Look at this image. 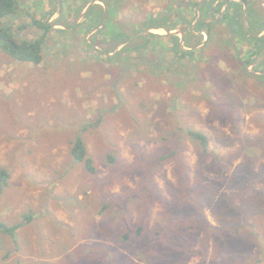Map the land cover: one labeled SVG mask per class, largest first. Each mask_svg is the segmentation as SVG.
Masks as SVG:
<instances>
[{
	"label": "rangeland",
	"instance_id": "1",
	"mask_svg": "<svg viewBox=\"0 0 264 264\" xmlns=\"http://www.w3.org/2000/svg\"><path fill=\"white\" fill-rule=\"evenodd\" d=\"M179 1L120 0L118 15L137 26L169 8L174 22L183 17L193 23V9L180 10ZM219 1V10L212 12L214 22L233 13L223 9L226 0ZM57 2L15 0L12 23L24 27L21 38H35L39 32L32 21H45L50 10H56L47 22L54 30L64 29L63 24L73 19L75 24L83 20L85 10L75 16L81 0ZM256 4L264 12V0ZM83 30L77 35L79 42L95 32L85 35ZM172 32L183 39L180 28ZM60 35L56 31L51 36L39 66L16 61L0 50V168L9 173L0 209L18 211L19 222H33L35 230L41 229L38 219L48 217L52 240L60 236L65 246L28 251L16 244L0 246V264H264V76L256 71L264 57L244 67L226 50L221 37L227 34H222L217 39L220 50L216 49L218 79L200 81L192 73L184 75L190 83L197 81L177 97L179 78L157 77L155 70L145 67L121 71L116 62L81 50L75 39L74 49L61 51ZM195 35L203 37L196 48L201 47L205 31ZM181 46L190 50L184 40ZM199 69L191 67L194 73ZM213 102L224 107L216 115ZM177 110L182 121L169 116L173 112L177 118ZM175 122L206 134L208 155H202ZM78 134L96 173L70 155ZM248 165L254 174L251 185L230 187L227 179ZM197 179L202 184L207 179L221 181L218 192L221 197L234 194L231 203L236 210L229 208L227 215L223 207L221 214L193 198L190 190ZM187 205L199 218L184 211ZM198 219L205 229L196 227ZM209 227L223 229V234L214 239ZM4 229L16 233L6 227L2 233ZM26 239L21 238L24 243Z\"/></svg>",
	"mask_w": 264,
	"mask_h": 264
},
{
	"label": "trees",
	"instance_id": "2",
	"mask_svg": "<svg viewBox=\"0 0 264 264\" xmlns=\"http://www.w3.org/2000/svg\"><path fill=\"white\" fill-rule=\"evenodd\" d=\"M81 1L83 4L82 8L75 12V16L77 17L90 2L99 1L102 5L93 4L83 16V20L80 23L75 24L74 21L76 19H73L72 23L63 24L64 29L61 30H54L50 24L47 25V22L56 11L55 9L50 10L47 12L48 15L45 16V21H32L39 32L37 36L32 39H23L21 38L22 35H20V33L24 27L15 26V24L12 23L13 18L16 17L15 15L17 14L15 0H0V50L16 61L32 63L39 66L45 61V53L49 48L50 38L56 33V31L58 34H63L62 36H59L61 42H63V49L61 51H67L71 48L74 49L73 39L79 42L77 35L82 34L80 33L82 28H84L83 32L86 35L98 28L106 19L105 24L95 31L89 37L88 41L84 40L79 42L80 49L85 52L93 51L98 53V55L106 61L116 62L115 66H118L121 71L126 70L133 72L139 71L141 67H145L149 71L155 70L157 77H163L166 79L172 77L179 78V83H181V85H178L176 90L177 97H179L177 94L183 90L184 93L192 83L197 81V79H194V82L190 83L189 80L191 78L187 79L184 75L192 73V75L196 76L200 81H204L206 78L214 79L215 81L218 79L217 76L220 68L217 65L216 49L218 51L220 50V48L217 47V39L220 38L222 34H227L226 38L221 37L223 42L225 40L223 43L224 47L227 51H232L234 58L238 59L244 67L264 57V34L260 35L264 30V12L258 10L256 0H241L242 3L240 4L238 2H229L227 8L232 10L233 13L231 15L223 14L220 20L216 22L212 20V18H214L213 15L206 22L204 20L207 13L203 11V8L206 6L210 8L213 0L206 4L204 3L199 10L197 8L199 7L201 0H180L178 2L180 10L192 8L194 11L193 16H195V18L197 12H200V19H198L193 26L191 25L192 19L186 21L183 17H180L178 22H174L173 12L169 8L164 9V11L159 12L156 15H150L146 19L141 20L138 24L139 26H136L135 24L132 25L131 23L129 24L127 21H124V17H120L121 14L118 15L123 6L120 4V0ZM54 2L58 4L57 0H54ZM218 5H221L220 1L217 6ZM217 6L215 10L218 11L219 7ZM244 7L245 9H243ZM205 11L207 10L205 9ZM113 13H115V16L112 15ZM175 16L179 17L177 12H175ZM185 23L188 24L187 27L178 26L182 24L184 25ZM106 25H109L108 30L105 29ZM150 28L162 29L168 34L158 35L150 32L142 33L127 43L135 34ZM177 28H180V31L182 32L184 46L192 50H184L180 44V38L177 35L169 34V32H172ZM200 30L205 31L207 39L201 47L196 48L201 44L203 38L202 36L195 35V32ZM219 31L222 33L221 36H218L220 34ZM121 45L123 46L118 49ZM111 53L114 55L111 56ZM202 62L204 64H202ZM193 66H198L200 68L197 73L192 72L191 67ZM256 69V71H260L262 76H264V59L258 63ZM247 76L250 77L252 75L247 74ZM213 104L215 103L213 102ZM223 108L224 107L219 104H215L213 114L216 115V113L222 111ZM177 114H179L177 118L173 112L170 113L169 116L171 119L182 121L184 118L181 117V110H177ZM170 118L168 117L169 120ZM174 126L180 133L186 134L188 138L198 144L202 155H208L209 141L206 134L201 131H196L179 122H175ZM170 152V155L172 156L174 151L170 150ZM70 155L74 161L82 163L89 173H96L93 160L88 155L84 139L80 134L76 135L71 143ZM166 157L167 156L165 155L162 156L161 160L166 159ZM110 160L113 161L111 158ZM178 163L181 165L180 162ZM252 177H254V174L251 169H249L248 165L244 171L239 170L236 173L233 172L231 177L227 179V182L230 187L236 186V188L239 187V189H241L243 188L242 184H246L245 187L251 185ZM8 178V171L0 168V196ZM197 182L198 183L195 185L196 188L190 190L192 192L190 195L193 198H201L204 203L211 206L214 211H220L221 214L224 213L223 207H225L224 210L226 214L228 213L227 210L229 208L234 209L235 207L236 210V206L231 203L234 194L227 193L225 196L221 197L218 192L221 181L215 182L214 180L207 179V182L202 184V181L197 179ZM216 196L217 199H215ZM195 199L192 200V203L194 205V210L195 208L197 209L195 210L197 213L200 210L198 209L199 203L198 201L196 202ZM184 211H190L189 215L191 214V218H199L196 213L190 210L189 205L186 206ZM233 215L234 213L231 214V217ZM176 221H180V219H177ZM198 221L199 222L195 224L196 227L205 229L203 220L198 219ZM184 225L186 227L187 225L191 227L194 224L184 223ZM208 230L214 235V239H216L219 234H223V229H219L218 231V229L209 227ZM236 233L234 232V234Z\"/></svg>",
	"mask_w": 264,
	"mask_h": 264
},
{
	"label": "crops",
	"instance_id": "3",
	"mask_svg": "<svg viewBox=\"0 0 264 264\" xmlns=\"http://www.w3.org/2000/svg\"><path fill=\"white\" fill-rule=\"evenodd\" d=\"M204 1L205 0H201L199 7L197 8L198 10L202 5H204L205 3ZM218 1L219 0H215L211 5V7L208 8L209 10L207 11V15H206L208 19L211 18L212 12L214 11L215 5L218 3ZM97 3H99V1H95L92 3L90 2L85 8L87 9L89 4H91L92 6L93 4H97ZM228 3L229 1L226 0L225 3L223 4L224 5L223 9L227 7ZM205 9L206 7L204 8V10ZM243 9H245V7ZM200 16L201 14L198 11L194 22L191 24L192 26L197 22L198 19H200ZM0 208H1V202H0ZM8 211L9 212L5 211V209L2 210L0 209V246H15L14 244H16V245H20V249L27 251L29 250L28 248L30 247H32L35 250L36 248H38L37 246H65L60 243L61 241L60 236L56 237L55 240H52L50 234L51 224L48 221H46L48 217H46L47 219H45V217L38 219L39 220L38 223L41 229L35 230L31 225L33 222H30V224H28L29 221H26L25 223H23L22 221L19 222L18 211H15L12 208V211L10 212V207L8 208ZM15 222H19V223H15ZM2 227H6L11 231L15 230L16 231L15 235H12L13 233L8 231L7 229H4L3 230L4 233H2L1 232ZM23 237L27 238L25 243L22 242L21 240V238ZM52 242L54 243L52 244ZM24 246H28V247H24Z\"/></svg>",
	"mask_w": 264,
	"mask_h": 264
},
{
	"label": "water",
	"instance_id": "4",
	"mask_svg": "<svg viewBox=\"0 0 264 264\" xmlns=\"http://www.w3.org/2000/svg\"><path fill=\"white\" fill-rule=\"evenodd\" d=\"M89 7H91V4H89V6H88V8L83 12V14L81 15V17H83L84 15H85V13L88 11V9H89ZM60 12V3H59V9H58V13ZM106 12V11H105ZM105 22H106V19L104 20V22L98 27V28H96L94 31H97L99 28H101L102 27V25H104L105 24ZM148 30H143L142 32H139V33H137V34H135L127 43H129L131 40H133L136 36H138V35H140V34H142V33H145V32H147ZM169 34H179L180 35V42H181V44H182V42H183V39H182V36H181V34L179 33V32H169ZM190 50H192V49H190Z\"/></svg>",
	"mask_w": 264,
	"mask_h": 264
}]
</instances>
